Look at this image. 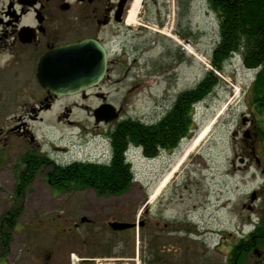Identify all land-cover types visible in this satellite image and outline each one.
<instances>
[{
	"label": "rangeland",
	"instance_id": "obj_1",
	"mask_svg": "<svg viewBox=\"0 0 264 264\" xmlns=\"http://www.w3.org/2000/svg\"><path fill=\"white\" fill-rule=\"evenodd\" d=\"M152 3L168 6L160 8L161 15L168 14L167 24H147L137 19V14L130 25L137 28L135 33L147 31L130 39L129 44L140 43L144 53L117 60L98 92L108 103L120 107L123 118L153 124L172 106L179 92L193 88L205 72L212 71L219 82L195 106V132L154 158L132 153L134 180L122 195L100 196L91 188L57 190L40 175L26 199L10 203V186L2 185L0 214L17 206L19 215L12 242L0 251V264H143L142 256L154 247L169 249V264H190L191 257L196 262L218 264L225 259L215 250L218 244L235 242L264 211V199L256 202L253 210L247 208L253 203L250 193L264 183L254 158L258 156L260 167L264 166V114L251 105L248 91L255 72L242 65L240 54L227 59L221 71L211 66L219 20L207 0H147L141 13L144 10L153 20L157 7ZM9 61L0 55L2 137L10 127L14 132L16 126L25 123V129L48 142L51 150H66L57 158L61 162H72L78 151L92 150L96 141L80 150L77 139L81 133L99 140L104 132L105 126L94 128L91 119L100 98L92 96L83 101L76 96L64 97L42 115V121L30 123L25 118L27 100L39 94L38 82L26 67L3 69ZM74 103L81 107L72 108ZM64 106L71 108V124L54 118ZM224 108L204 139L157 190L194 137ZM249 151L254 154H249L244 166L239 159ZM112 222L134 224V230L113 232L108 225ZM164 224L172 232L167 238L165 232L156 235L153 229H163ZM72 254L78 260L74 261ZM87 259L91 261H83Z\"/></svg>",
	"mask_w": 264,
	"mask_h": 264
},
{
	"label": "flooded vegetation",
	"instance_id": "obj_2",
	"mask_svg": "<svg viewBox=\"0 0 264 264\" xmlns=\"http://www.w3.org/2000/svg\"><path fill=\"white\" fill-rule=\"evenodd\" d=\"M132 1L0 0V55L10 58V61L6 64L7 66L3 69L23 66L32 70L36 78L38 60L42 56L61 46L85 41L100 44L106 55V73L103 79L97 85L75 95L83 101L88 100L92 96L100 98V102L92 110L91 119L94 123V128L105 126L103 127L104 132L100 135L99 140L94 135L81 133H79L77 139L80 141L78 144L80 150L85 149L93 140L94 142L96 141L92 150L78 151V155L72 158V162H61L57 158L59 155L66 154V150L63 152H58L55 149L51 150L48 142L38 137L34 132L25 129V123H22L21 126H16L13 129L14 132L11 130L12 127H10L3 137L2 131H0V187L2 185L10 186V203L26 199L28 194L31 193L32 184L40 175L45 178L47 184L52 186L53 182L49 180L48 172L54 167H64L73 162L81 165L91 164L106 167L113 162L119 145L115 129L130 119L123 118L120 107H116L120 110L118 119L108 123L95 122L93 111L102 103H108L106 96L98 91L109 80V73L117 60L130 57L132 54L144 53L140 43L136 42L135 46H130L129 44L130 39L135 40V38H139L142 32L146 33L147 31L139 29L140 33H135L137 28L133 29L130 25L128 19ZM146 1H141L137 12L138 16H136L137 19L147 24L155 21L156 26H165L168 14L163 13L161 15L160 8L166 9L169 6V2L168 6L162 4V7L158 3H152L153 6L157 7L155 12L157 19L154 15L152 20L150 15L146 14L144 10L141 13ZM207 2L209 4V0ZM137 25H140V23H137ZM154 31L159 33V35L163 34L161 31ZM38 86L39 94L37 97L27 100L29 101V108L25 118L30 123L42 121V115L49 112L60 99L64 98V96H58L47 91L39 83ZM73 107L80 108L81 105L74 103L72 104ZM70 113L71 108L64 106L60 114L54 118L57 122L64 121V123L71 124L72 121L69 120ZM105 128H108L107 131ZM248 132L251 133V131ZM253 136L257 139L258 133H253ZM127 146L128 144L125 149ZM250 149L253 150V147ZM101 152L108 158L109 162H101ZM249 154H254V151L247 152L246 157L244 156L245 158L240 157L239 159L244 166ZM262 156L264 157V151ZM254 158L255 166H257L261 176H263L264 181V166L260 167L261 159L258 156H254ZM120 160L124 162L123 155ZM251 193L255 194V199L252 204L247 205V208L253 210V205L264 199V183ZM251 193L249 197H251ZM18 215L17 206H13L10 210L0 214V251H4L12 242L13 232L18 224ZM257 218L255 225L247 232H240L235 242L229 244L221 242L218 244L219 248L216 247L215 250L220 254H224L225 257L224 261L218 264H264V211L262 214L258 213ZM262 223L263 226L261 225ZM163 227V229L153 228L154 231H157L156 235H161L162 232H165V238L169 234L172 235L166 224ZM129 230H134V227L125 231ZM159 238L161 239L162 237L159 236ZM169 247H172V244ZM168 250L161 247L150 249L148 255L144 254L142 256L143 264H148V261L153 264H169L172 256L168 254ZM137 258L138 253H136ZM83 261H91V259ZM190 264L209 263L206 260L196 262L191 257Z\"/></svg>",
	"mask_w": 264,
	"mask_h": 264
},
{
	"label": "trees",
	"instance_id": "obj_3",
	"mask_svg": "<svg viewBox=\"0 0 264 264\" xmlns=\"http://www.w3.org/2000/svg\"><path fill=\"white\" fill-rule=\"evenodd\" d=\"M209 4L219 20V39L212 50L210 64L215 71H221L223 63L234 52L240 53L242 65L255 72L248 87L251 105L264 114V0H209ZM218 82L217 76L207 71L193 88L176 95L172 106L157 122H123L115 129L119 145L109 166L73 162L54 167L48 172L52 187L57 190L91 188L100 196L126 193L134 177L131 166L120 160L125 146L140 147L147 158L176 148L183 138L195 132L194 107Z\"/></svg>",
	"mask_w": 264,
	"mask_h": 264
},
{
	"label": "water",
	"instance_id": "obj_4",
	"mask_svg": "<svg viewBox=\"0 0 264 264\" xmlns=\"http://www.w3.org/2000/svg\"><path fill=\"white\" fill-rule=\"evenodd\" d=\"M106 73V55L96 42H79L61 46L38 60L36 78L47 91L58 96H73L97 85ZM95 122L108 123L119 117L110 103H102L93 111ZM255 199L252 193L250 203ZM85 222V218H81ZM113 231H122L133 224L112 222Z\"/></svg>",
	"mask_w": 264,
	"mask_h": 264
},
{
	"label": "bare ground",
	"instance_id": "obj_5",
	"mask_svg": "<svg viewBox=\"0 0 264 264\" xmlns=\"http://www.w3.org/2000/svg\"><path fill=\"white\" fill-rule=\"evenodd\" d=\"M140 3H141V0H133L132 1L131 7H130V11H129V19H128V21H129L130 24H133L134 23V18H135L136 14H137V12L139 10ZM189 52H191V51H189ZM235 97L236 96H234V98ZM234 98H232L230 100V103L233 101ZM229 104H227V106ZM224 110H225V108L222 111L220 110L217 113V115L214 116L211 119V121L194 137V139H193L192 144L190 145V147L187 149V151L181 157V159L177 162V164L172 168V170L170 172H168L167 176L162 181V183L160 184V186L158 187L157 190H160L161 187H164L166 185V183L169 181L172 173H174L179 168V166L181 165V163L188 156L189 152L192 151L196 146H198L199 143L204 139V137L208 134V132L210 131L211 127L215 124V122L217 121V119L222 115V113H223ZM72 259L74 261L78 260L77 257L74 254H72Z\"/></svg>",
	"mask_w": 264,
	"mask_h": 264
}]
</instances>
